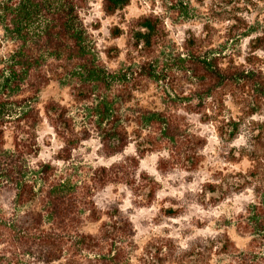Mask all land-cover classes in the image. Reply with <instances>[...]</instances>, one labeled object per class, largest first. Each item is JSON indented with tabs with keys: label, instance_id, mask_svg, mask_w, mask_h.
Returning a JSON list of instances; mask_svg holds the SVG:
<instances>
[{
	"label": "clouds",
	"instance_id": "1",
	"mask_svg": "<svg viewBox=\"0 0 264 264\" xmlns=\"http://www.w3.org/2000/svg\"><path fill=\"white\" fill-rule=\"evenodd\" d=\"M28 3L0 0V264H264V0Z\"/></svg>",
	"mask_w": 264,
	"mask_h": 264
},
{
	"label": "trees",
	"instance_id": "2",
	"mask_svg": "<svg viewBox=\"0 0 264 264\" xmlns=\"http://www.w3.org/2000/svg\"><path fill=\"white\" fill-rule=\"evenodd\" d=\"M78 2L79 0H73V7H75V4ZM110 2L112 5L119 6L121 3L127 2V0H110ZM30 5H31V0H29V3L27 5L22 6L21 13H20L22 19H27L29 15L31 14L30 9H29ZM35 10L38 11L39 6H36ZM109 11H112V8H110ZM147 26L152 27L151 24H148ZM61 27H62L61 35L63 37L64 47L59 48L55 54L59 55L60 51L67 50V46L70 45L73 41H75L77 50L73 52V54L69 57V59L75 62L76 57H85L87 55V50L84 47L85 37L83 36L81 32L73 31L74 25H73L72 19H68L66 22H62ZM17 31L19 32L20 29L17 28ZM153 31H155V29ZM19 55L21 56V58H23L24 53L21 52ZM36 63L37 65H39L40 62L37 61ZM24 76H28V72H25ZM103 78H104L103 72H97V71L89 72V80H102ZM201 78L204 79V77H201ZM13 79H19V77L16 76L15 71L13 72ZM85 83L88 84L89 82L85 81ZM223 87L228 88V87H231V85L226 83L223 85ZM12 91L18 92L19 87L18 86L13 87ZM110 107H111L110 105H106V110H109ZM2 108H3V105L0 104V109Z\"/></svg>",
	"mask_w": 264,
	"mask_h": 264
}]
</instances>
